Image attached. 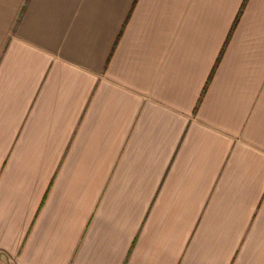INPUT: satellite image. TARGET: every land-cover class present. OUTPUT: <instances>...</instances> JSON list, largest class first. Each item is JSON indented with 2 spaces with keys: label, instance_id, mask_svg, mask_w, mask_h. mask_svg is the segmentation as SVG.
Instances as JSON below:
<instances>
[{
  "label": "crops",
  "instance_id": "crops-1",
  "mask_svg": "<svg viewBox=\"0 0 264 264\" xmlns=\"http://www.w3.org/2000/svg\"><path fill=\"white\" fill-rule=\"evenodd\" d=\"M0 264H264V0H0Z\"/></svg>",
  "mask_w": 264,
  "mask_h": 264
}]
</instances>
